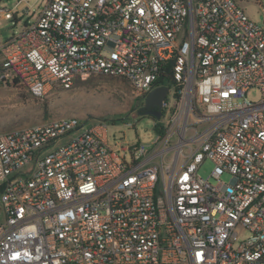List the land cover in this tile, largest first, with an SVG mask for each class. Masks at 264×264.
Here are the masks:
<instances>
[{
	"label": "built area",
	"instance_id": "1",
	"mask_svg": "<svg viewBox=\"0 0 264 264\" xmlns=\"http://www.w3.org/2000/svg\"><path fill=\"white\" fill-rule=\"evenodd\" d=\"M91 75L140 102L174 87L177 105L154 151L122 157L101 121L0 134V264H264V18L236 0H46L0 43V86L42 98Z\"/></svg>",
	"mask_w": 264,
	"mask_h": 264
},
{
	"label": "rangeland",
	"instance_id": "2",
	"mask_svg": "<svg viewBox=\"0 0 264 264\" xmlns=\"http://www.w3.org/2000/svg\"><path fill=\"white\" fill-rule=\"evenodd\" d=\"M245 11L248 18L255 24L262 25L264 18V0H236ZM18 0H0V43L12 37L18 36L27 22L32 21L31 15L23 16V6L13 9ZM28 0L22 3L27 4ZM35 6V4H34ZM42 6L40 2L32 10L37 12ZM26 7H29L28 4ZM12 11L16 19L6 20L5 13ZM131 88L124 80L102 75H91L87 78H79L70 90L53 89L42 98H36L25 87L13 88L0 86V134L25 129L42 124L52 119L62 117H78L85 126L93 125L101 121L108 125L109 146L119 154L124 155L122 148L140 145L154 151V145L160 138L159 129L167 127V120L171 112L161 120L143 115L140 109L144 105L134 99ZM262 93L258 89H252L248 93L251 101H259ZM170 108H175L177 98L175 88L172 87L168 95ZM196 119L190 120V125L195 124ZM207 125L199 126V131ZM78 132H74L56 145L60 146L72 140ZM191 133L188 134V137ZM174 153L167 155V159ZM126 161L131 163L132 155H126ZM156 159V163L160 162ZM182 160L179 161V165ZM178 165V166H179ZM214 164L206 160L200 168L199 175L211 184H217L218 180L212 177ZM232 176L225 174L220 181L229 184ZM3 184L0 183V196ZM0 200V208L1 206ZM251 235L247 229L240 230L239 241L246 240Z\"/></svg>",
	"mask_w": 264,
	"mask_h": 264
},
{
	"label": "water",
	"instance_id": "3",
	"mask_svg": "<svg viewBox=\"0 0 264 264\" xmlns=\"http://www.w3.org/2000/svg\"><path fill=\"white\" fill-rule=\"evenodd\" d=\"M169 94L168 87H158L154 89L145 99V108H158L157 111L147 112L148 116H153L155 119L160 120L162 118L161 109L164 106V101Z\"/></svg>",
	"mask_w": 264,
	"mask_h": 264
},
{
	"label": "crops",
	"instance_id": "4",
	"mask_svg": "<svg viewBox=\"0 0 264 264\" xmlns=\"http://www.w3.org/2000/svg\"><path fill=\"white\" fill-rule=\"evenodd\" d=\"M23 1L24 0H18L17 4H15L13 9L17 10V9H20L21 6H23V16L31 15V17H32V21L31 22H33L39 16L40 12L44 8L46 0H28L27 4H28L29 7H26L27 4L22 3ZM40 2L42 3V6L39 8V10L37 12L32 13V10H34L35 6L38 5ZM34 4H35V6H34ZM0 11H3V9H1ZM7 12H9V11H7ZM14 18L18 22L17 17L14 16ZM31 22H27V23H25V25H27V24H29Z\"/></svg>",
	"mask_w": 264,
	"mask_h": 264
},
{
	"label": "flooded vegetation",
	"instance_id": "5",
	"mask_svg": "<svg viewBox=\"0 0 264 264\" xmlns=\"http://www.w3.org/2000/svg\"><path fill=\"white\" fill-rule=\"evenodd\" d=\"M141 103H143L144 105L142 106V108L140 109V113L141 114H143V115H147V112H151V111H157V110H159L158 108H155V107H153V108H145V102H141ZM161 111V113H162V118L164 117V111L161 109L160 110ZM148 116V115H147ZM151 117H153V116H151ZM154 118V117H153ZM161 118V119H162ZM160 119V120H161Z\"/></svg>",
	"mask_w": 264,
	"mask_h": 264
},
{
	"label": "trees",
	"instance_id": "6",
	"mask_svg": "<svg viewBox=\"0 0 264 264\" xmlns=\"http://www.w3.org/2000/svg\"><path fill=\"white\" fill-rule=\"evenodd\" d=\"M21 87H23V86H21ZM16 88H20V87H16ZM159 133H160V129H159Z\"/></svg>",
	"mask_w": 264,
	"mask_h": 264
}]
</instances>
